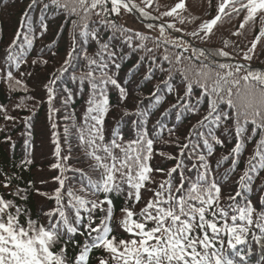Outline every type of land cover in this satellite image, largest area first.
Masks as SVG:
<instances>
[{"label":"trees","instance_id":"1","mask_svg":"<svg viewBox=\"0 0 264 264\" xmlns=\"http://www.w3.org/2000/svg\"><path fill=\"white\" fill-rule=\"evenodd\" d=\"M159 1L152 3L154 7L151 6L150 9L158 8L157 11L165 14H175L176 19L173 20L178 22L176 24L180 28L176 34L179 37L184 33L190 40H187L190 50L181 52L174 47L171 48L162 64L154 72L151 71L152 79H145L144 73L147 70L143 63L138 69H132L130 74V68L137 60L135 54L130 57V29L120 17H116L113 10V2L127 6L130 5V0H56L55 4L51 0H36V6L30 12L28 5L31 0H0V105L8 110L7 113L0 112V172L9 176L16 175V179L11 181L13 188L19 185L24 189L28 187L29 181L32 182L34 187L27 192V201L17 200V203H22L29 210L28 215L40 224L48 223L43 212L55 208V201L47 199L45 195H56L57 204H60L61 198L66 200L60 209L61 219L67 212L68 219L74 221L75 216L80 214L75 210L81 209V215L85 217L87 223V219L91 220V214L84 212L83 209H90L92 204L104 198L103 186L107 183L116 185L108 194L113 207L112 209L108 206L112 214L109 220L111 234L116 236L117 240L130 238L117 224L122 218L121 209L130 207V200L125 203L127 193L130 191V147L124 153L113 149L116 159L106 161V167L98 173L91 167L97 162L85 157L88 149L80 147V142L76 139V133L85 124L84 114L88 106L86 101L90 95L89 84H94L97 90L105 89L109 98L108 110L104 115L105 143H110L113 133H117L115 137L118 139L117 142L122 146L125 142V147L127 146L126 142L132 137L131 112L141 103L147 105L148 98L157 86L160 90L155 93L158 92L160 95L167 78L168 82H174L176 97L187 88L188 83L193 87H200L210 78L216 82L218 79L221 80L220 85L231 98L230 108L226 110L229 118H223L225 126L222 130L229 129L233 132L232 126L245 123H254L264 129V97L254 94L256 89L246 85V82L252 79L244 75V71H259L264 76V36L260 39V36L256 35L258 27L255 24H247L244 14H240L237 17H229L228 20L220 18L216 25L212 26L211 33L202 36L208 29L206 22L217 12V0H187L184 6L172 11V6H168L169 0ZM26 13L29 21L24 26L21 21ZM42 23L47 24V32L43 36L40 35ZM194 31L198 34H194ZM33 36L36 37L34 41ZM14 37L16 39L13 45ZM50 42H53V45L46 47ZM9 45L13 46L9 48ZM6 49L10 54L8 60ZM157 56L160 57L159 54ZM66 57H70V63ZM221 60H225L224 64L230 65L239 61L243 63V69L239 70V74L234 78L220 79V72L224 69L223 66H219ZM160 61L161 59L157 60ZM5 73L10 75L6 76ZM28 73H31V76ZM73 76H76L75 80L72 79ZM113 79L118 80L128 90L127 98L123 102L119 100L117 88L111 84ZM45 84L56 91L54 107L58 111L54 119L58 123L57 132L62 148L60 157H63L59 160L54 155L55 144L48 119ZM65 87L72 90L73 95L66 104ZM164 93L166 100L161 108L173 104L177 99L167 95L165 90ZM16 104H19L20 108H15ZM205 108L203 107L198 115L191 116L178 125L172 137L163 139L155 145V150L159 151V154L156 153L152 160L154 170L162 168L167 173L169 167L174 164L185 163L168 157L177 158L179 144L183 142L189 127L201 116ZM126 109L129 115L124 114ZM5 114L16 117V122L5 121L3 118ZM158 114L159 112H156L152 115L151 121ZM65 115L69 117L67 121L62 119ZM28 116H32L30 137L25 135L22 119ZM65 123L72 131L70 153L69 144L63 143ZM220 134L224 136L222 131ZM6 136H10L11 141L5 142ZM87 136L88 133L85 131V139ZM26 138L29 140L27 146L24 143ZM225 145L226 149L221 150L222 152H227L231 143H227L226 140ZM97 154L106 155L103 152ZM69 155L72 157L71 160L67 159ZM218 156L219 154L211 158L212 164L218 161L216 158ZM25 160H29L30 163L23 164ZM54 163L60 165V173L59 170L50 169V165ZM189 166L192 167L191 164ZM237 172L227 180L225 183L227 187L234 183ZM108 173H112L113 178L107 180L99 178L106 177ZM58 174L63 182L61 186L65 189L64 192H53L58 186L53 181V176ZM158 177H165V174ZM261 179L264 180V173ZM3 180L4 176L0 175V195L12 199L13 197L9 195L11 189L3 187ZM42 181L44 183H41ZM37 188L41 195L36 193ZM86 201L90 203H85ZM104 207L107 208V204ZM103 215L100 210L93 214V227L99 225ZM24 220L25 217L22 216L21 222ZM96 235L99 233H91L83 228L74 234L65 231L62 233L60 246H64L63 243L66 242L67 254L71 257L85 244L91 249ZM109 240L110 237H106L101 245L110 247ZM57 246L59 247V244ZM100 254V250H93L90 253L92 259L89 264H97L95 257ZM112 263L119 264V261L109 260V264Z\"/></svg>","mask_w":264,"mask_h":264},{"label":"snow or ice","instance_id":"2","mask_svg":"<svg viewBox=\"0 0 264 264\" xmlns=\"http://www.w3.org/2000/svg\"><path fill=\"white\" fill-rule=\"evenodd\" d=\"M55 4L56 0H51ZM264 2V0H261ZM36 6V0H31V3L28 5V11L30 12L33 7ZM47 7V5H45ZM29 21V16L27 13L22 17V24L25 26V23ZM47 32V24L42 23L40 25V35L43 36ZM20 31H17L19 35ZM36 37L33 36V41ZM15 37L13 39V45L15 44ZM27 39V37H25ZM13 45H9L11 48ZM53 42H50L46 47H51ZM73 51H75L73 49ZM54 55V53H53ZM10 59V54L6 49V60ZM69 63L70 57L65 58ZM26 63V61H24ZM35 64V60L33 61ZM46 63V61H45ZM118 68L119 65H116ZM6 76H9L10 73H5ZM31 76V73H28ZM151 73H149L145 79L150 78ZM19 79V78H17ZM73 80L76 79V76L72 77ZM87 81V80H83ZM81 81V82H83ZM88 82V81H87ZM21 84H24L23 81H20ZM111 84L117 88L119 93V100L121 102L125 101L127 98V88L123 86L118 80L113 79ZM90 85V95L87 103V109L84 114L85 124L80 128L76 133V139L80 142L79 146L82 148H87L85 152V157L94 159L97 163L91 167L96 170L98 173L106 167V161L116 159V155L113 152V149H118L120 153H124L129 147L142 143L143 136L146 134L145 131H141V127H137V139L128 141L127 146L125 147V142L123 146L121 143H118L115 137L117 133H113V139L110 143H105L104 135V115L108 110L109 98L106 94L105 89L97 90L94 84ZM47 93L46 102L48 104V119L50 122V127L52 129V140L55 144L54 155H57L62 151L61 143L59 142L58 137V123L54 119L56 117L57 109L54 107V100L56 96V91L53 87H49L48 84L44 85ZM18 90V89H16ZM64 91L67 93L66 98L64 99V104L67 100L73 98L72 90L65 87ZM79 95V93H77ZM154 95V93L152 94ZM191 95H189V100ZM183 102V101H182ZM197 103H199V98H197ZM15 108H20L19 104L14 106ZM186 107H191V105H186ZM0 112L7 113L8 110L3 105H0ZM171 112V106L166 110V113ZM162 113L161 115H165ZM125 115H129L127 109L124 111ZM138 115H142V112L139 111ZM35 111L33 112V116ZM215 115V113H212ZM5 121L16 122L17 118L8 114L3 116ZM181 117L178 115L177 119ZM227 117H225L226 119ZM23 122L25 125V135L26 137L31 136V125H32V116L23 117ZM63 121H67L69 117L65 115ZM135 123V122H134ZM140 124H143V120L140 121ZM157 126L163 131L165 125L162 121L157 122ZM174 131V127L171 129ZM85 131H87L88 136L85 139ZM72 136L71 128L65 123L63 128V143H68V151L71 152L70 139ZM11 141L10 136L5 137V142ZM122 141V140H120ZM25 145L29 144V140L25 139ZM203 143V141H202ZM213 145H219L223 147L224 141L219 137H216L212 141ZM148 144L151 146L152 140L149 138ZM239 140L236 145L233 146L234 150L238 148ZM187 147V145H185ZM132 151H136L135 148H131ZM27 151V148H26ZM103 152L106 155L101 156L97 154ZM159 154V151H157ZM182 154V150H181ZM239 153L237 152V155ZM254 161L260 162V167L264 169V150H261L260 147L256 146V150L252 154ZM63 159V157H60ZM169 159H176V157L169 156ZM68 160H71L72 157L69 155ZM131 159V157H129ZM203 159V156L200 157ZM29 160H25L23 164H29ZM149 169H152V166L148 165ZM131 166L129 165V169ZM50 169L59 170L60 165L54 163L50 165ZM180 169L177 165L174 166L170 171L171 175L177 172ZM195 169L193 166L189 171ZM251 171V169H249ZM83 171V170H81ZM157 172H163L164 169L157 168ZM0 175L4 176L2 182L3 187L6 189H11L9 195L12 196V199H6L4 195H0V264H89L92 257L90 253L93 250H100V255L95 257L97 264H109L111 261H119V264H248V257L252 253V248L248 247L246 251L235 253V258L229 256L227 249H237V246L246 245L248 239L251 238L253 244L260 245L264 244V197L260 198V207L257 206L251 201L248 200L244 207L245 209L251 208L252 210V219L248 221V227L243 230L244 235L240 236L237 233L225 231L221 233L219 231L221 227V218L223 222L227 224L228 216L232 215L231 223H243V217L238 221L234 213L238 212L239 209L232 207L229 210L221 208L220 213H217L214 209L210 208L208 210L210 216L213 218L206 225L203 223L204 220L208 219V215L202 214L199 218L200 223L198 225V230H194L189 227L188 232L185 233L181 230L180 233L171 234L170 236L161 235V232L171 233V229L168 228L167 223L163 220L156 222V216L152 215V210L155 207V210L158 212L162 205L167 204L168 200L165 198L163 201L159 199L161 193L155 191L153 198L149 199L144 208L139 212V219H137V213L134 212L130 207H123L121 209L122 218L117 222L118 227L122 232L126 233L130 238L124 239L120 238L117 240V237L112 235V229L109 224L111 219L110 211L108 206L112 207V200L109 197V193L112 192V188L116 185H108L107 183L103 186L104 198L100 199L97 203L92 204L91 208L83 209L84 212H90L91 220L87 219L85 223V217L81 215V209H76L75 211L80 213L75 216V220H69L68 214L65 212L63 214V219H61V207L66 203V200L61 198L60 204L56 203L58 197L56 195L48 196L45 195L47 199L55 201V208L49 209L43 212V215L47 218L48 223L46 225L40 224L37 220L32 219L28 215V209L23 206L22 203H17V200L21 202H26L28 199L27 192L29 189L33 188L34 185L31 181L28 182L27 188H20L17 185L15 188L12 187L11 181L16 179V175L13 174L9 176L7 173L0 172ZM197 180L199 178V173H196ZM100 179H111L112 173H108L107 176H99ZM131 176L129 175V180ZM240 180V178H239ZM238 180V190L234 195H230L228 200L235 203L237 197L241 195V189ZM53 181L58 185L53 189V192H64L65 189L61 186L62 180L59 179V174L53 176ZM166 182L170 183V180ZM197 182V181H196ZM196 182H190L184 179V173L180 171V184L176 189V198H181V190L185 189V183L189 184L188 189H191L193 184ZM41 183H44L43 181ZM147 183V182H146ZM146 183L143 187L146 186ZM159 187H163L161 184ZM217 188L220 186L217 184ZM36 193L41 195L40 190L37 188ZM134 191H129L125 203H128V200H133L134 202H139L140 199H134ZM191 199V198H189ZM90 203V202H85ZM203 203V201H200ZM107 204V208L104 205ZM100 210L104 215L100 218L99 225L93 227L94 216L93 214ZM247 214V213H245ZM175 213H170V216H174ZM187 215V214H185ZM25 217L24 222H21V217ZM129 217L131 218V223L129 224ZM151 217V218H149ZM55 220L56 222H52ZM106 222V225H105ZM151 224L150 228L148 225ZM80 228L90 231L91 233H99L94 237V241L102 240L104 237H110L109 243L110 247H104L101 244L93 243L91 249L87 244L78 251L76 254L71 257L68 256V244L63 243L64 246H60L61 237L63 232H68L69 234L78 233ZM103 228V231L101 230ZM194 235V239H190L188 243H185L184 239L178 237H190ZM59 244V247L57 246ZM255 264H264V253H262L256 260Z\"/></svg>","mask_w":264,"mask_h":264}]
</instances>
